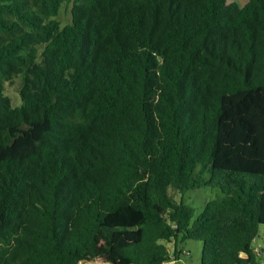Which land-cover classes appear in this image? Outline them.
<instances>
[{"label": "trees", "instance_id": "trees-1", "mask_svg": "<svg viewBox=\"0 0 264 264\" xmlns=\"http://www.w3.org/2000/svg\"><path fill=\"white\" fill-rule=\"evenodd\" d=\"M261 230L264 0H0V264H264Z\"/></svg>", "mask_w": 264, "mask_h": 264}, {"label": "rangeland", "instance_id": "rangeland-1", "mask_svg": "<svg viewBox=\"0 0 264 264\" xmlns=\"http://www.w3.org/2000/svg\"><path fill=\"white\" fill-rule=\"evenodd\" d=\"M240 2H244L245 0H239ZM63 24H66L71 21V5H65L62 8V11L58 17ZM22 86V79L20 77H17L14 79L13 82H7L5 86L6 94L11 97V100L14 105H20L22 103L21 101V93L20 89ZM221 195L220 190L212 187H203L201 189L196 190H188L184 193V201L188 204H191L196 208V214H199L206 202L210 199L217 198ZM177 197L179 198L180 195L178 194ZM261 236L262 239H260V242H257V248L260 251L261 255L264 257V232L261 230ZM262 245V246H261ZM172 247V245H171ZM183 247L190 251L189 256L182 255L181 260H179L177 263L181 264H199V261L202 256V247L203 244L201 241L196 240H188L183 244ZM264 262V259H263ZM99 261H85L81 264H100Z\"/></svg>", "mask_w": 264, "mask_h": 264}, {"label": "built area", "instance_id": "built-area-1", "mask_svg": "<svg viewBox=\"0 0 264 264\" xmlns=\"http://www.w3.org/2000/svg\"><path fill=\"white\" fill-rule=\"evenodd\" d=\"M175 260L174 259H171L170 261H167L165 264H175Z\"/></svg>", "mask_w": 264, "mask_h": 264}]
</instances>
